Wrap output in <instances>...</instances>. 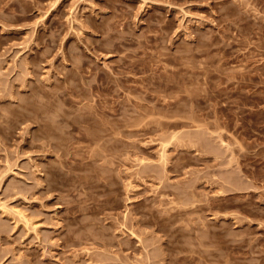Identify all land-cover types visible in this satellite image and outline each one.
Wrapping results in <instances>:
<instances>
[{"label":"rangeland","instance_id":"obj_1","mask_svg":"<svg viewBox=\"0 0 264 264\" xmlns=\"http://www.w3.org/2000/svg\"><path fill=\"white\" fill-rule=\"evenodd\" d=\"M52 4L0 0V264H264V0Z\"/></svg>","mask_w":264,"mask_h":264},{"label":"bare ground","instance_id":"obj_2","mask_svg":"<svg viewBox=\"0 0 264 264\" xmlns=\"http://www.w3.org/2000/svg\"><path fill=\"white\" fill-rule=\"evenodd\" d=\"M61 2H62V0H53L52 9H51L50 11L55 10V8H57V7L60 5ZM95 135H96V134H95ZM174 136H175V135H174ZM95 137H96V136H95ZM95 137H94V138H95ZM90 138L92 139L93 136H92V137L90 136ZM88 139H89V138H88ZM92 140H93V139H92ZM95 140H96V139H95ZM162 147H163V146H162ZM160 157H161L162 159H164V157H166V156H165V151H164V149H163V151H162ZM162 159H161V160H162ZM0 189H1V180H0ZM7 209H10L9 206H8L6 203L1 202V204H0V211H2V212L9 211V210H7ZM14 212H15L16 214H18V216L20 217L21 222H22L27 228H29V229L31 228V230L37 231L39 225H38V223H37L36 221H34V220H32L31 218H29L25 213H23L22 211H20V210H18V209H16Z\"/></svg>","mask_w":264,"mask_h":264}]
</instances>
